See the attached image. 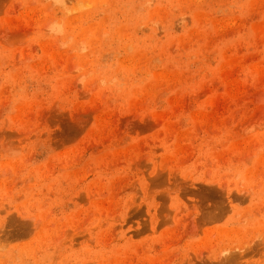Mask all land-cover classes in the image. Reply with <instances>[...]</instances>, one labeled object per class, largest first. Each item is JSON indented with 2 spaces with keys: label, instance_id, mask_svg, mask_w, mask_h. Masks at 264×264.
I'll list each match as a JSON object with an SVG mask.
<instances>
[{
  "label": "rangeland",
  "instance_id": "374dc122",
  "mask_svg": "<svg viewBox=\"0 0 264 264\" xmlns=\"http://www.w3.org/2000/svg\"><path fill=\"white\" fill-rule=\"evenodd\" d=\"M0 264H264V0H0Z\"/></svg>",
  "mask_w": 264,
  "mask_h": 264
}]
</instances>
